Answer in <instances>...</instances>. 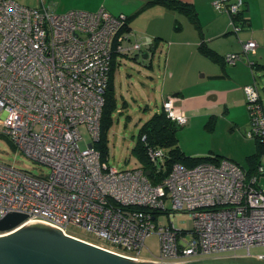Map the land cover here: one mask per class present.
Returning a JSON list of instances; mask_svg holds the SVG:
<instances>
[{
  "label": "built area",
  "instance_id": "1",
  "mask_svg": "<svg viewBox=\"0 0 264 264\" xmlns=\"http://www.w3.org/2000/svg\"><path fill=\"white\" fill-rule=\"evenodd\" d=\"M244 0H214V10L231 18ZM123 14L55 13L50 7L28 8L0 0V137L25 158L49 169L44 176L0 162V219L10 213L27 217L23 226H43L95 245L137 263L192 264L202 259H255L250 250L264 248V190L258 177L222 159L193 168L174 164L156 183L142 168L118 170L102 162L94 145L105 102L113 54L147 52L151 42L130 41ZM235 31L239 27L231 21ZM227 54L235 64L254 53ZM250 130L246 138L264 144V111L254 84L242 88ZM162 109L183 127L187 116L167 98ZM83 128L87 140H83ZM155 174L164 170L165 153L148 147ZM169 204L167 206L166 204ZM187 215L192 228H175L173 219ZM165 216L168 224L159 219ZM19 227V228H21ZM69 227L93 234L98 243L77 238ZM155 234L158 253L145 240ZM243 252L239 254L238 252ZM144 253H149L145 257Z\"/></svg>",
  "mask_w": 264,
  "mask_h": 264
},
{
  "label": "crops",
  "instance_id": "2",
  "mask_svg": "<svg viewBox=\"0 0 264 264\" xmlns=\"http://www.w3.org/2000/svg\"><path fill=\"white\" fill-rule=\"evenodd\" d=\"M149 1L36 0L30 6L39 9L47 6L59 14L70 10L95 12L103 8L114 16L125 15L129 19L130 41H148L152 45L156 40L157 49L163 41L168 43L166 62L169 74L165 83L168 93L163 102L169 97L173 99V106L187 116L188 131L200 120L208 119L206 124L209 125L221 117L233 130L246 132L248 120L242 88L255 84L257 71L264 72V0H244L242 10L233 18L214 10V0H179L192 7V15L158 4L146 6ZM139 19L146 22L143 27H137L143 28L140 36L134 33L138 32L134 24ZM232 20L239 31L233 29ZM249 41L257 45L254 53L247 55L252 65H256V71L245 60L235 64L223 61L227 54H241L243 44ZM179 146L189 156L206 154L200 149H187L185 145L184 148L180 143ZM207 154L216 153L210 151Z\"/></svg>",
  "mask_w": 264,
  "mask_h": 264
},
{
  "label": "rangeland",
  "instance_id": "3",
  "mask_svg": "<svg viewBox=\"0 0 264 264\" xmlns=\"http://www.w3.org/2000/svg\"><path fill=\"white\" fill-rule=\"evenodd\" d=\"M21 6L32 8L30 6L36 0H13ZM31 2V3H29ZM146 22L141 19L135 21V29L138 30V36L142 33ZM141 31V32H140ZM146 39V38H145ZM133 43L143 44L140 40H132ZM169 45L166 41L160 44L159 49L150 59H143L142 54H133L129 56H118L116 59L117 68L113 77V91L116 102V110L113 114V123L106 132V140L104 141L107 156L102 162H105L111 167L118 170H131L141 168L142 163L137 159L133 149L137 142L138 132L141 125L153 114L162 110L163 98L166 93L165 83L167 78V49ZM161 51V52H160ZM246 61V60H245ZM151 63V68L148 65ZM255 86L258 90L261 104L264 111V72L257 71L255 74ZM244 98V97H243ZM245 112L247 115L248 125L247 130H250L249 116L244 100ZM208 119L200 120L195 123L188 131V126L180 127L177 131V138L180 145L187 149H200L208 155L213 151L217 155L222 156L241 168L244 171L250 169L251 162L255 166L264 168V152L254 157L256 152L255 141L246 138L244 130H233L232 126L223 120V118H215L212 122V127H207ZM2 123V112L0 111V131ZM83 140L80 142V147L84 146L87 136L83 128L80 129ZM185 145V146H184ZM190 151V150H188ZM204 155V156H205ZM0 162L16 169L26 171L34 176H44L49 173V169L43 165L35 164L25 158L17 149L4 137H0ZM258 186L264 190V170L261 176L258 177ZM169 206V204H166ZM160 223L167 225L165 216H161ZM175 228H181L186 231L191 230V220L187 215L176 216L173 219ZM67 232L77 238L98 243L97 238L86 232L83 229L69 227ZM145 247L156 255L158 253L157 237L152 234L145 240ZM239 254L243 252L239 251ZM252 256L264 255V248L258 247L250 250ZM145 257H149V253H144ZM225 255L221 258H227ZM243 261V263H239ZM246 261H255L256 264H264L257 260H220L216 258H207L199 260L192 264H249Z\"/></svg>",
  "mask_w": 264,
  "mask_h": 264
},
{
  "label": "trees",
  "instance_id": "4",
  "mask_svg": "<svg viewBox=\"0 0 264 264\" xmlns=\"http://www.w3.org/2000/svg\"><path fill=\"white\" fill-rule=\"evenodd\" d=\"M151 4L162 5L168 9L180 11L186 15H192L193 12L191 6L182 3L179 0H151L147 2L146 6ZM128 21L129 19L126 17V24L124 25L123 29H121L120 34L130 31L128 27ZM155 44H156V40L149 47L148 49L149 54L154 55L157 49ZM118 56H122V55L113 54L112 56V61L110 64V71H109V80H108L107 88L105 90V102L99 123V137H98V141L94 145L96 151L99 153V157L101 160H103L107 156V150L104 141L106 140V132L113 123V114L117 107L114 98L115 97L114 91H113V77H114V72L117 68L116 59ZM151 67H152L151 64H149L148 68ZM250 67L252 68V70L256 71L257 68L256 65H252ZM262 67L264 68L263 65ZM208 127L209 128L212 127V124L210 122ZM179 128L180 126L176 125L174 120L170 119L162 109L159 112L153 113L141 125L139 129L137 142L133 149V152L136 155L137 159L142 163L141 168L145 172L147 171L151 172L149 176V180L152 183H156L158 179L161 178V176H165L168 173V171H170V169L174 164H180L186 168H193L202 163L216 164L220 160L224 159L222 156L217 154H211V155L209 154L205 156H196V157L186 155L179 146V142L177 138V131ZM254 141H255V149H256L254 157H257L260 153L264 152V144L259 142L258 140H254ZM148 147L160 148L165 153L164 170L160 171L159 175L155 174V171L148 160L147 157ZM254 162L253 163L251 162L250 169L245 171L247 176H251L255 174L258 165L253 167L255 165ZM38 227L43 228V226H38Z\"/></svg>",
  "mask_w": 264,
  "mask_h": 264
},
{
  "label": "water",
  "instance_id": "5",
  "mask_svg": "<svg viewBox=\"0 0 264 264\" xmlns=\"http://www.w3.org/2000/svg\"><path fill=\"white\" fill-rule=\"evenodd\" d=\"M153 56L142 54L149 61ZM26 220L16 213L0 219V264H152L122 258L51 228L21 227Z\"/></svg>",
  "mask_w": 264,
  "mask_h": 264
},
{
  "label": "flooded vegetation",
  "instance_id": "6",
  "mask_svg": "<svg viewBox=\"0 0 264 264\" xmlns=\"http://www.w3.org/2000/svg\"><path fill=\"white\" fill-rule=\"evenodd\" d=\"M236 261H239V260H236ZM246 262H249V263H252V261H246ZM263 262V261H262ZM239 263H243V261L239 262Z\"/></svg>",
  "mask_w": 264,
  "mask_h": 264
}]
</instances>
